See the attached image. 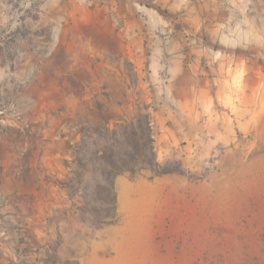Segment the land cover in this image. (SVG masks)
Returning a JSON list of instances; mask_svg holds the SVG:
<instances>
[{"label": "rangeland", "instance_id": "rangeland-1", "mask_svg": "<svg viewBox=\"0 0 264 264\" xmlns=\"http://www.w3.org/2000/svg\"><path fill=\"white\" fill-rule=\"evenodd\" d=\"M149 2L0 0V264H264V67L156 88L121 45ZM138 107L169 173L109 178Z\"/></svg>", "mask_w": 264, "mask_h": 264}, {"label": "crops", "instance_id": "crops-1", "mask_svg": "<svg viewBox=\"0 0 264 264\" xmlns=\"http://www.w3.org/2000/svg\"><path fill=\"white\" fill-rule=\"evenodd\" d=\"M144 10L146 18L127 23L132 30L137 26V38L126 37L121 45L140 70L151 73L156 88L161 85L160 72H168L169 81L188 73L193 81L188 93L197 90L208 73L216 75L212 82L223 85L230 84L235 73L239 79L244 71L262 72L264 0H150ZM167 90L162 103L183 105L197 96H175Z\"/></svg>", "mask_w": 264, "mask_h": 264}, {"label": "trees", "instance_id": "trees-1", "mask_svg": "<svg viewBox=\"0 0 264 264\" xmlns=\"http://www.w3.org/2000/svg\"><path fill=\"white\" fill-rule=\"evenodd\" d=\"M138 107L132 119L114 124L110 129V120L105 121L101 135L104 145L99 160L103 170L109 178H116L122 174L135 176L141 171H151L154 175L169 173L161 169L156 162L153 147V136L150 115Z\"/></svg>", "mask_w": 264, "mask_h": 264}]
</instances>
